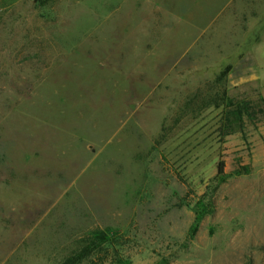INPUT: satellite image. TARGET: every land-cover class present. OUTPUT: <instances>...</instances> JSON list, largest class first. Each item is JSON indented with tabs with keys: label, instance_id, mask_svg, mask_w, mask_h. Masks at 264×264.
<instances>
[{
	"label": "rangeland",
	"instance_id": "rangeland-1",
	"mask_svg": "<svg viewBox=\"0 0 264 264\" xmlns=\"http://www.w3.org/2000/svg\"><path fill=\"white\" fill-rule=\"evenodd\" d=\"M263 86L264 0H0V264H264Z\"/></svg>",
	"mask_w": 264,
	"mask_h": 264
},
{
	"label": "trees",
	"instance_id": "trees-1",
	"mask_svg": "<svg viewBox=\"0 0 264 264\" xmlns=\"http://www.w3.org/2000/svg\"><path fill=\"white\" fill-rule=\"evenodd\" d=\"M232 70L231 67H228L222 74V77H226L229 72ZM238 118H241L244 111L242 106H238L234 112ZM219 174L223 175L225 171V162H220L218 168ZM201 216L197 218L199 222ZM195 231V229H194ZM112 247V242L109 239V236L106 232L97 230L92 232L84 241V244L77 255L71 257L64 264H106L109 259V248ZM116 256V255H115ZM109 264H123L120 257L112 258Z\"/></svg>",
	"mask_w": 264,
	"mask_h": 264
},
{
	"label": "crops",
	"instance_id": "crops-1",
	"mask_svg": "<svg viewBox=\"0 0 264 264\" xmlns=\"http://www.w3.org/2000/svg\"><path fill=\"white\" fill-rule=\"evenodd\" d=\"M263 88H264V86L262 87V96L264 97Z\"/></svg>",
	"mask_w": 264,
	"mask_h": 264
}]
</instances>
